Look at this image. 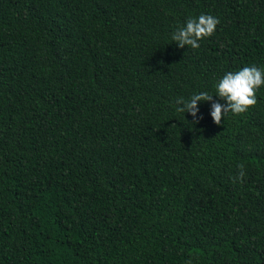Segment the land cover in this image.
Returning a JSON list of instances; mask_svg holds the SVG:
<instances>
[{
    "label": "trees",
    "instance_id": "obj_1",
    "mask_svg": "<svg viewBox=\"0 0 264 264\" xmlns=\"http://www.w3.org/2000/svg\"><path fill=\"white\" fill-rule=\"evenodd\" d=\"M252 65L264 0H0V264H264V85L211 117Z\"/></svg>",
    "mask_w": 264,
    "mask_h": 264
},
{
    "label": "clouds",
    "instance_id": "obj_2",
    "mask_svg": "<svg viewBox=\"0 0 264 264\" xmlns=\"http://www.w3.org/2000/svg\"><path fill=\"white\" fill-rule=\"evenodd\" d=\"M219 23L218 18L203 13L198 17H189L185 25L180 26L172 33L171 39L177 42L181 48L187 45L196 49L200 47L198 41L211 36ZM261 85H264V69L255 65L243 67L236 72L225 73L215 84V95L226 103L222 104L219 101L212 103L211 117L213 121L219 125L222 116L229 112L234 115L245 113L250 106L257 103L256 91ZM212 99L213 95L206 91L195 93L187 100L178 98L176 104L180 107L177 108V111L190 113L195 118L199 111L198 102ZM238 168L240 169L239 176L234 179L242 180L245 175L243 165H238Z\"/></svg>",
    "mask_w": 264,
    "mask_h": 264
}]
</instances>
